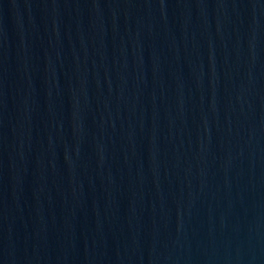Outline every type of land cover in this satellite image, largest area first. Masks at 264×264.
Segmentation results:
<instances>
[{
	"label": "water",
	"instance_id": "water-1",
	"mask_svg": "<svg viewBox=\"0 0 264 264\" xmlns=\"http://www.w3.org/2000/svg\"><path fill=\"white\" fill-rule=\"evenodd\" d=\"M0 264H264V0H0Z\"/></svg>",
	"mask_w": 264,
	"mask_h": 264
}]
</instances>
